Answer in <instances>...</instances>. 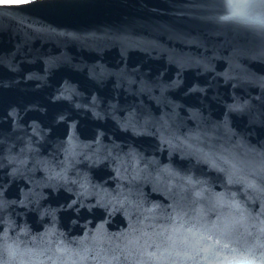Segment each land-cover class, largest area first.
Segmentation results:
<instances>
[{
  "label": "water",
  "instance_id": "obj_1",
  "mask_svg": "<svg viewBox=\"0 0 264 264\" xmlns=\"http://www.w3.org/2000/svg\"><path fill=\"white\" fill-rule=\"evenodd\" d=\"M0 264H264V0L0 1Z\"/></svg>",
  "mask_w": 264,
  "mask_h": 264
},
{
  "label": "snow or ice",
  "instance_id": "obj_2",
  "mask_svg": "<svg viewBox=\"0 0 264 264\" xmlns=\"http://www.w3.org/2000/svg\"><path fill=\"white\" fill-rule=\"evenodd\" d=\"M232 6L234 8V12H233L234 15H242V7H243V5H241V4H233Z\"/></svg>",
  "mask_w": 264,
  "mask_h": 264
},
{
  "label": "rangeland",
  "instance_id": "obj_3",
  "mask_svg": "<svg viewBox=\"0 0 264 264\" xmlns=\"http://www.w3.org/2000/svg\"><path fill=\"white\" fill-rule=\"evenodd\" d=\"M0 1H3V0H0Z\"/></svg>",
  "mask_w": 264,
  "mask_h": 264
}]
</instances>
